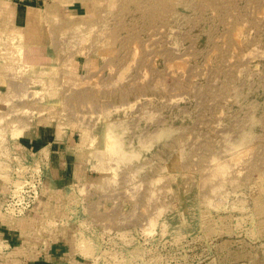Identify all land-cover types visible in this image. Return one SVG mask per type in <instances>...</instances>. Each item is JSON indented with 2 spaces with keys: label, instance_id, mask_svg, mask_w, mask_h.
I'll return each instance as SVG.
<instances>
[{
  "label": "rangeland",
  "instance_id": "374dc122",
  "mask_svg": "<svg viewBox=\"0 0 264 264\" xmlns=\"http://www.w3.org/2000/svg\"><path fill=\"white\" fill-rule=\"evenodd\" d=\"M39 2L50 54L0 90V215L33 223L0 264H264V0Z\"/></svg>",
  "mask_w": 264,
  "mask_h": 264
},
{
  "label": "crops",
  "instance_id": "0c3cea01",
  "mask_svg": "<svg viewBox=\"0 0 264 264\" xmlns=\"http://www.w3.org/2000/svg\"><path fill=\"white\" fill-rule=\"evenodd\" d=\"M32 2V4H31ZM44 3V2H43ZM39 0H0V90L3 88L5 79V64L11 62V59L18 58L19 61H24L27 66L36 65V59L30 56V52H34L35 46L41 44V51L46 49V36L43 31L36 32V23L39 12L42 7H39ZM12 11V18L5 19L4 15ZM33 24L34 32L29 33L28 27ZM26 47V49H25ZM23 49H25L23 51ZM48 52H44L40 57L49 56ZM15 63V62H14ZM46 136V135H44ZM49 143V142H48ZM58 213V212H57ZM33 223V222H31ZM30 222H21L17 218L0 215V233L7 231L8 234L17 233L22 228V233H26L25 227L31 225ZM5 228H3L4 226ZM4 231V232H3ZM34 250L33 242H25L17 252L18 255L32 257L30 251ZM16 253V252H15ZM15 254V255H17Z\"/></svg>",
  "mask_w": 264,
  "mask_h": 264
}]
</instances>
